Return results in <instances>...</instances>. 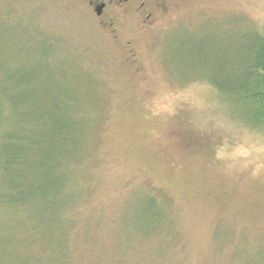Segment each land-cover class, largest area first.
<instances>
[{
	"label": "rangeland",
	"instance_id": "rangeland-1",
	"mask_svg": "<svg viewBox=\"0 0 264 264\" xmlns=\"http://www.w3.org/2000/svg\"><path fill=\"white\" fill-rule=\"evenodd\" d=\"M88 2L0 0V66L31 74L36 113L63 89L104 100L85 177L62 163L71 211L45 228L30 206L28 234L0 209L1 264H264V136L204 80L263 30L264 0H154V25L117 35Z\"/></svg>",
	"mask_w": 264,
	"mask_h": 264
},
{
	"label": "trees",
	"instance_id": "trees-1",
	"mask_svg": "<svg viewBox=\"0 0 264 264\" xmlns=\"http://www.w3.org/2000/svg\"><path fill=\"white\" fill-rule=\"evenodd\" d=\"M241 54L235 65L212 63L204 80L244 129L264 136V27L261 32H250ZM30 77L0 66V209L14 211L15 231L19 227L28 234L34 232L27 218L30 206L39 204V218L50 211L49 220H40L45 228L71 211V204L61 200L70 174L62 163L74 167L77 161L85 177L104 106L103 99H77L63 89L64 94H51L49 106L36 113L38 100L19 90ZM156 208L154 204L148 208V225L157 216L152 213ZM22 216H26V227L19 223ZM61 253L69 260L68 244ZM2 257L0 251V264Z\"/></svg>",
	"mask_w": 264,
	"mask_h": 264
},
{
	"label": "flooded vegetation",
	"instance_id": "flooded-vegetation-1",
	"mask_svg": "<svg viewBox=\"0 0 264 264\" xmlns=\"http://www.w3.org/2000/svg\"><path fill=\"white\" fill-rule=\"evenodd\" d=\"M97 22L111 35H117L123 25L141 20L144 27L154 25L156 13H166V4L154 3V0H88ZM131 48L132 43H128ZM135 54L130 52L131 61Z\"/></svg>",
	"mask_w": 264,
	"mask_h": 264
}]
</instances>
